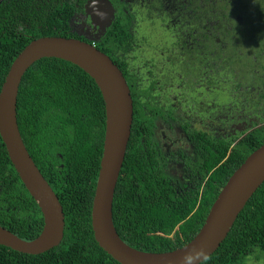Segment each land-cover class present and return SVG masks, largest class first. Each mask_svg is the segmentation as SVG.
<instances>
[{
	"label": "trees",
	"instance_id": "trees-1",
	"mask_svg": "<svg viewBox=\"0 0 264 264\" xmlns=\"http://www.w3.org/2000/svg\"><path fill=\"white\" fill-rule=\"evenodd\" d=\"M182 1H176L173 8L182 7ZM213 2V8L220 11L213 16L218 19L213 22L214 30H218V24L235 26L240 16L246 15L244 11L249 13L251 25V17L264 16V0ZM29 9L26 0L0 4V90L11 64L32 40L71 38L57 21L53 23L56 29L50 25L45 29L44 21L53 18L34 16ZM224 9L235 11L229 17L223 14ZM127 27L116 25L111 40L118 43L128 33ZM115 64L124 71V61ZM129 82L135 92H140L136 80ZM137 107L134 101L131 135L114 193L113 223L128 246L148 253L170 252L197 235L231 175L264 144V119L251 134L232 143L191 133L202 154L201 179L192 188L176 191L172 181L154 170L138 152L136 124H143L144 119ZM16 115L26 150L62 206L65 227L61 244L41 255L20 254L0 246V264H118L99 248L91 227L105 132L104 103L95 82L70 63L42 59L22 78ZM0 227L24 241L37 238L43 228L40 210L15 172L1 138ZM255 250L264 252V183L219 249L202 264H241Z\"/></svg>",
	"mask_w": 264,
	"mask_h": 264
},
{
	"label": "flooded vegetation",
	"instance_id": "flooded-vegetation-1",
	"mask_svg": "<svg viewBox=\"0 0 264 264\" xmlns=\"http://www.w3.org/2000/svg\"><path fill=\"white\" fill-rule=\"evenodd\" d=\"M26 1L29 14L53 18L41 22L45 29H56L57 21L71 38L94 44L114 64L124 61L126 70H119L133 110L135 101L144 119L136 124L138 152L176 191L201 179L202 154L191 133L232 143L262 125L263 13L251 17V25L244 11L235 26L218 24L214 30L218 19L213 16L220 11L213 0H183L177 10L173 5L178 0ZM224 10L229 17L235 11ZM118 24H127L128 33L117 43L111 32Z\"/></svg>",
	"mask_w": 264,
	"mask_h": 264
},
{
	"label": "water",
	"instance_id": "water-1",
	"mask_svg": "<svg viewBox=\"0 0 264 264\" xmlns=\"http://www.w3.org/2000/svg\"><path fill=\"white\" fill-rule=\"evenodd\" d=\"M42 59H58L78 67L95 82L103 99V151L91 208V227L99 248L118 264H202L207 261L219 249L240 213L264 183V144L231 175L211 206L203 226L189 243L165 253H148L128 246L116 232L112 209L133 122L130 90L119 68L94 44L63 37L32 40L11 64L0 90V138L15 172L43 219L42 231L32 241H24L0 227V246L37 256L57 248L64 236L62 206L26 150L16 115L22 78Z\"/></svg>",
	"mask_w": 264,
	"mask_h": 264
},
{
	"label": "rangeland",
	"instance_id": "rangeland-1",
	"mask_svg": "<svg viewBox=\"0 0 264 264\" xmlns=\"http://www.w3.org/2000/svg\"><path fill=\"white\" fill-rule=\"evenodd\" d=\"M241 264H264V252L255 250V252L247 257Z\"/></svg>",
	"mask_w": 264,
	"mask_h": 264
}]
</instances>
